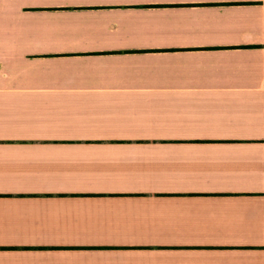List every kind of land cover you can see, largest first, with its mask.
<instances>
[{
  "label": "crops",
  "instance_id": "obj_1",
  "mask_svg": "<svg viewBox=\"0 0 264 264\" xmlns=\"http://www.w3.org/2000/svg\"><path fill=\"white\" fill-rule=\"evenodd\" d=\"M0 264H264V0H0Z\"/></svg>",
  "mask_w": 264,
  "mask_h": 264
}]
</instances>
